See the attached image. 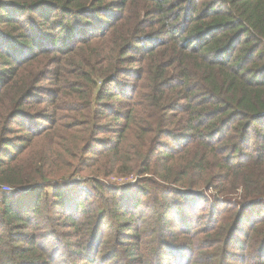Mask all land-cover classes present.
<instances>
[{
	"label": "trees",
	"instance_id": "1",
	"mask_svg": "<svg viewBox=\"0 0 264 264\" xmlns=\"http://www.w3.org/2000/svg\"><path fill=\"white\" fill-rule=\"evenodd\" d=\"M4 186L0 264H264V0H0Z\"/></svg>",
	"mask_w": 264,
	"mask_h": 264
},
{
	"label": "rangeland",
	"instance_id": "2",
	"mask_svg": "<svg viewBox=\"0 0 264 264\" xmlns=\"http://www.w3.org/2000/svg\"><path fill=\"white\" fill-rule=\"evenodd\" d=\"M23 118H19V119H17V121H16V124H18L19 122H20V120H22ZM19 127H20V124L19 125H17V126H15V128H14V131H12V132H10V135L11 136H14L15 134H20V129H19ZM14 139H16V137H14ZM126 178H123L122 180H120V179H117V178H115V177H111V178H109L108 179V181L109 182H112L111 184H114V185H120V184H124V183H127V182H132V179H130V180H128V181H124ZM115 181H119V183H116ZM124 181V182H123ZM6 186H4L3 188H2V191H0V192H7V193H10V192H12L13 190H14V188L13 187H10V186H8L10 189H8V188H5ZM211 193V195H213L214 194V192H210ZM255 211L257 212V214L260 216L261 215V213L262 214H264V208H261V207H258L257 209H255ZM263 211V212H262ZM167 261H169V263H170V260L169 259H166ZM97 264V263H96ZM100 264H102V263H100Z\"/></svg>",
	"mask_w": 264,
	"mask_h": 264
},
{
	"label": "built area",
	"instance_id": "3",
	"mask_svg": "<svg viewBox=\"0 0 264 264\" xmlns=\"http://www.w3.org/2000/svg\"><path fill=\"white\" fill-rule=\"evenodd\" d=\"M5 188H8V189H10L8 186H6Z\"/></svg>",
	"mask_w": 264,
	"mask_h": 264
}]
</instances>
